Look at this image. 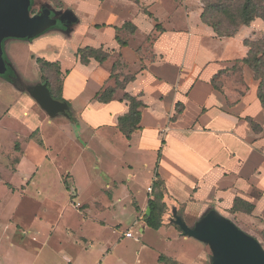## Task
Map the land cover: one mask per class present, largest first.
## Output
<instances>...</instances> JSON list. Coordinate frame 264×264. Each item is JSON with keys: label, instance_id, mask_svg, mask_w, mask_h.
Listing matches in <instances>:
<instances>
[{"label": "crops", "instance_id": "1", "mask_svg": "<svg viewBox=\"0 0 264 264\" xmlns=\"http://www.w3.org/2000/svg\"><path fill=\"white\" fill-rule=\"evenodd\" d=\"M59 1L63 9L40 12V16L55 13L59 18L52 19L49 26H40L33 38L48 41L54 35L63 37L62 47L52 53H40L37 58L61 65L65 73L61 96L69 107L68 119L73 120L70 105L76 109V101L90 82L95 87L83 102L79 117L89 128L121 134L117 123L128 112L127 102L115 95L114 100L103 104L95 96L108 84L116 60L121 63L117 71L120 80L135 74V80L126 85L124 92L144 104L140 129L129 140L121 135L128 146L136 141L137 151L157 154L149 186L157 174L164 183L165 212L161 227L154 231H166L167 241L181 239L184 249L201 256L207 248L192 240H208L202 237L215 229L210 222L213 215H218L216 226L222 228L237 215H246L231 212L235 199L253 206L250 216L264 219V112L256 97L258 82L241 63L248 52L244 40L264 34V22L256 19L233 38L219 39L201 23L199 0ZM30 4L28 0L31 8ZM115 28L125 45L116 42ZM48 30L51 32L46 33ZM75 30L84 38L70 46L68 40ZM49 35L53 38L49 39ZM67 47L70 50L63 55ZM85 47L103 48L110 56L102 64L91 59L89 64L82 65L76 52ZM36 49L40 51V47ZM233 69L239 71V78L228 76ZM218 80L222 84L216 86ZM177 110H181L179 115ZM248 120L260 127L259 133L252 131ZM165 128L168 132L162 135ZM37 172L36 166L33 173ZM147 188L143 198L134 197L132 192L127 196L130 200L132 195L137 217L142 213L148 215L151 195ZM101 199L112 203L110 199ZM111 199L118 204L119 192L113 193ZM133 224L141 234L148 228L137 218ZM126 231L131 232L130 227ZM124 232L118 234V241L126 238ZM186 243L191 246H185ZM160 256L178 263L175 258Z\"/></svg>", "mask_w": 264, "mask_h": 264}, {"label": "rangeland", "instance_id": "2", "mask_svg": "<svg viewBox=\"0 0 264 264\" xmlns=\"http://www.w3.org/2000/svg\"><path fill=\"white\" fill-rule=\"evenodd\" d=\"M12 2L25 12L29 25L19 33L0 19V264H158L161 254L175 258L177 264H249L242 253L227 248L225 240L195 237L194 243L207 248L205 255L197 256L184 249L181 239L167 241L166 231L147 228L141 234L133 222L136 218L144 221V214L135 216L131 198L147 195L157 154L137 151L136 141L128 146L118 132L86 126L79 111L95 87L90 82L76 101V109L70 105L73 120L62 115L49 117L41 110L27 89L47 80L57 95L56 81L65 75L63 71L55 79V69L48 67L40 72L36 59L40 53L62 47L63 37L49 35L53 39L43 41L33 34L59 18L55 13L40 16V12L64 7L59 0H31V8L28 0ZM83 38L75 30L68 45L76 46ZM69 50L64 49L63 55ZM113 64L119 71L120 61ZM237 72L233 69L228 76L239 78ZM106 86L113 87L114 81ZM121 93L116 95L121 97ZM167 132L165 128L161 134ZM115 192L120 194L118 204L111 199ZM147 192L152 195L151 186ZM250 215H237L223 228L240 242L250 243L264 258V219ZM212 221L215 230L223 229L216 226L217 214ZM129 227L135 239L121 237L118 241V234Z\"/></svg>", "mask_w": 264, "mask_h": 264}, {"label": "trees", "instance_id": "3", "mask_svg": "<svg viewBox=\"0 0 264 264\" xmlns=\"http://www.w3.org/2000/svg\"><path fill=\"white\" fill-rule=\"evenodd\" d=\"M60 2V1H59ZM201 4L200 21L204 26L209 27L214 33L216 38H233L242 27H249L256 19L264 22V0H199ZM157 27V26H156ZM116 36L115 40L121 45H125L117 36V28H115ZM134 30H132L133 32ZM244 45L248 48V52L241 63L247 66L253 74V77L258 81V87L256 97L264 112V34L256 39L244 40ZM109 53L103 48L95 49L85 47L78 49L76 57L80 64L87 65L90 60L102 64L109 58ZM39 65L40 72L43 68H54L55 79L61 77L63 72L61 65L58 62L50 63L43 59H36ZM116 64L112 65L109 81H114V86H106L100 90L95 99L99 103L107 104L115 99L117 91L122 92L120 101L127 102L128 112L118 118L117 129L118 131L129 140L131 135L140 129L139 124L141 120V111L144 108L142 101L135 97L130 96L124 92L128 83L135 80V74L120 76L116 71ZM65 74V73H64ZM64 78V77H63ZM43 83H47L51 96L54 99L63 101L61 98L63 79L56 81V88L58 94L55 95L51 85L47 80ZM177 108V107H176ZM181 110H177L179 115ZM252 131L259 133L260 127L252 120H248ZM41 144V143H40ZM159 158V153H158ZM155 179L152 182V195L148 201L149 214L144 215V222L149 229L158 230L161 227L162 215L165 211V205L163 203L164 198V183L155 174ZM253 206L240 199H235L231 212H243L245 214H251ZM158 264H175L172 261L167 260L165 256L158 258Z\"/></svg>", "mask_w": 264, "mask_h": 264}, {"label": "water", "instance_id": "4", "mask_svg": "<svg viewBox=\"0 0 264 264\" xmlns=\"http://www.w3.org/2000/svg\"><path fill=\"white\" fill-rule=\"evenodd\" d=\"M0 19H4L5 22L11 24L19 33H22L29 25L25 12L15 2H12V0H0ZM27 91L30 97L49 117H55L57 115L64 117L70 116L68 105L64 101L54 99L51 96L47 83H39L28 88ZM147 214H149V209ZM202 238L225 240L227 242L226 247L242 253L244 259L249 264H264V258L261 255H257L250 243L246 241L240 242L228 232V229H210Z\"/></svg>", "mask_w": 264, "mask_h": 264}, {"label": "built area", "instance_id": "5", "mask_svg": "<svg viewBox=\"0 0 264 264\" xmlns=\"http://www.w3.org/2000/svg\"><path fill=\"white\" fill-rule=\"evenodd\" d=\"M148 191H150V189H148ZM124 236L126 238H132V233L131 232H127V233L124 234Z\"/></svg>", "mask_w": 264, "mask_h": 264}]
</instances>
